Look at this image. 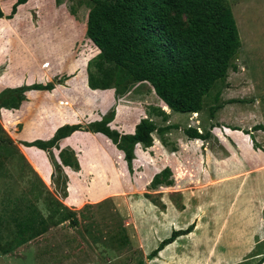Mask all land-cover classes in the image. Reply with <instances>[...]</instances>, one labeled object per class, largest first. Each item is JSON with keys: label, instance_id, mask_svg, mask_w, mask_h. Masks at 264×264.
<instances>
[{"label": "rangeland", "instance_id": "obj_1", "mask_svg": "<svg viewBox=\"0 0 264 264\" xmlns=\"http://www.w3.org/2000/svg\"><path fill=\"white\" fill-rule=\"evenodd\" d=\"M227 2L241 42L233 60L237 70L229 69L226 80L215 84L198 113L173 112L148 83L131 84L129 91L113 103V120L131 126L147 116V106H161L170 113L169 122L178 126L164 135L168 146L161 144L158 134L153 135L152 147L136 145L133 169L129 172L121 150L112 143L114 148L109 138L75 133L69 142L79 148L80 173L71 172L69 166L56 158L62 164V173L69 178L67 201L77 203L79 197L98 198L105 193L106 198L86 204L84 217L79 215L81 209L67 206L76 210L77 224L72 219L50 224L43 233L19 246L13 240L15 229L4 214L5 203L24 197L47 215L51 208L49 201L53 198L62 201L64 197L55 181L56 175L43 180L22 157L19 145L13 139L7 140L16 118L10 111L0 110L4 130L0 131V264H136L141 260L144 264L232 263L224 262L235 253L227 240L230 234L223 238L219 250L220 233L225 228V234L234 229L256 228L258 216L252 214L250 200L256 197L261 201L260 195L264 193V172L257 170L263 165L264 152L253 148L250 135L242 131L264 124V0ZM90 3V0H60L58 4L65 5L69 13L72 7L75 15L70 14L83 23ZM63 18L69 20L65 12ZM3 27L1 23L0 30ZM67 49L66 53L63 48L67 56L56 66L63 71L50 81L60 80L54 85L60 84L58 89L63 96L54 100L48 95L51 105L42 108V117L53 120L52 128L70 122L86 127L100 120L90 121L96 114L102 117L108 112L110 107L102 114L100 109L107 107L114 96L113 88L92 89L86 82L87 61L98 52L86 35L80 33L75 44ZM2 50L0 47V53ZM44 64L40 80H49L52 76L49 64L54 63L49 59ZM154 120L158 125L165 124L159 118ZM188 126L199 132L209 131V135L206 139H190L183 131ZM251 133L264 148V131L251 130ZM32 147L36 146L25 149V154L47 177V161ZM30 165L49 194L38 186ZM165 167L170 168L174 184L152 188L149 183L153 175ZM39 190L41 194L37 197ZM263 206L259 214L264 217ZM191 224L189 233L178 236L156 257L147 259V254L173 229H186ZM217 230L219 235L215 233ZM252 253L255 255L257 250Z\"/></svg>", "mask_w": 264, "mask_h": 264}, {"label": "trees", "instance_id": "obj_2", "mask_svg": "<svg viewBox=\"0 0 264 264\" xmlns=\"http://www.w3.org/2000/svg\"><path fill=\"white\" fill-rule=\"evenodd\" d=\"M27 0H16L9 14L0 17L12 18L17 6ZM85 25L86 37L92 42L98 53L87 61V84L92 89H114V98L118 100L129 91L131 84L148 83L154 94L173 112L198 113L203 107V99L218 81L228 77L229 69L237 70L233 60L237 57L241 42L235 18L227 0H90ZM57 3L60 0H56ZM70 13L75 10L70 7ZM54 82L45 85L35 84L34 89H52ZM25 99L22 92H12L0 98V107L18 108ZM115 108L111 106L100 120L82 124H64L57 128L48 140L37 139L21 142L24 146H36L46 152L53 165L56 183L62 197L67 196V176L62 173L53 149H59L58 142L76 130L102 133L123 153L126 167L132 171L135 158V146L148 148L153 145L154 134H158L163 146H168L164 135L176 124L169 122L170 113L158 105L146 108V117H142L132 133H120L110 127ZM155 118L165 122L158 125ZM241 130L240 128H232ZM251 130L264 131V124H255L249 134L253 148L261 149ZM0 131H4L0 124ZM190 139H206L209 131L199 132L196 127L183 129ZM7 140L12 142L9 136ZM14 142V141H13ZM171 151H174L173 149ZM21 153V152H20ZM22 157L30 164L25 156ZM58 157L63 165L72 170L80 169L73 149H59ZM34 173L35 170L29 166ZM39 187L45 188L41 178L35 174ZM174 178L169 167L156 172L149 185L152 188L172 186ZM42 191V189H40ZM35 195L40 196L41 191ZM49 194V191H45ZM50 213L44 215L33 201L24 197L8 200L4 206L7 221L15 229L13 238L19 246L43 233L48 225L72 219L78 223L76 210L69 209L62 201L52 199ZM82 207L79 215L84 217ZM193 224L186 229H173L171 234L157 244L147 254L152 259L178 236L191 231ZM264 261V252L255 264ZM136 264H144L139 261Z\"/></svg>", "mask_w": 264, "mask_h": 264}, {"label": "crops", "instance_id": "obj_3", "mask_svg": "<svg viewBox=\"0 0 264 264\" xmlns=\"http://www.w3.org/2000/svg\"><path fill=\"white\" fill-rule=\"evenodd\" d=\"M15 2L16 0H0V9L4 15L10 13L12 5ZM63 12L66 13V15L69 17V20H64ZM1 23L4 25V27L2 30H0V47L3 49L0 53V98L17 91L22 92L26 99L21 102L19 108L15 109L0 107V110L10 111L16 118L13 125L10 126L11 131L8 132L10 137L14 140V142H16V144L19 145L22 154L39 173V175H41L42 179H50L52 167L50 166V161L47 159L48 157L46 158L45 156L46 152L42 149L32 147L40 151L47 161L49 175L44 177L25 154V149L29 148L30 146H24L21 142H31L35 139L48 140L54 135L57 128L63 125L61 124L55 128H52L53 120L42 117V108H49L51 105L50 97L48 95H52V99L55 100L61 98L63 93L60 89H58V85L60 84H55L52 89L46 90L32 89L31 87L35 84L45 85L63 71L62 68L61 70H58L56 67L57 63H60L61 60L67 56V48L72 44H75L80 36V33L82 35H86V25L85 22L81 23L77 21L75 17L67 11L66 6L63 4H58L56 0H27L26 2L17 6L16 12L12 18L0 17V24ZM63 48H65L66 53L64 52ZM49 59H51V62L54 63L53 66L49 64L51 67L50 71L52 72V76L49 80H40V73L42 72V69H44L43 64ZM65 71L69 73L67 68ZM111 96L112 94L110 97ZM113 103L115 104L114 96L111 98V101L107 107H102L100 109V113L102 114V111H105L111 107ZM91 116H93V114ZM96 119H101L99 113L96 114V116H93L90 121ZM135 124L131 126H125L124 124H117L116 120L114 119L110 122V127L117 129L120 133H132L134 131ZM75 133H85L89 135L98 134L103 136L105 139H108L102 133H91L84 130H76L69 136L61 139L58 142L59 149L63 147H70L73 149L77 155L76 157L78 162L81 155L79 148L74 147L69 142V139H71ZM108 141L112 145L110 139H108ZM113 147L115 148V146ZM59 149H53L54 156L58 161ZM262 154L264 155V153ZM262 164V167L257 168V170H259L258 173L264 172V160ZM70 171L74 173H80L81 166L79 171H73L72 169ZM68 182L69 178L67 185ZM262 195L263 198H261V201H259V199L256 197L250 200L251 205L253 206L252 214L255 213L258 216V226L256 228L255 226L250 227L248 228V231H244L243 228H240L239 230L234 229L229 231L227 234H225L226 228L221 233L219 230L215 232L217 235H219V233L222 234L220 240L218 238L217 249L220 250V247H223L222 240L225 236H228V234H230V236L227 237V240L235 248V253L227 257L225 261L223 260L224 262L229 260V262H232L233 264H247L249 261H251L250 264H255L263 254L264 217L262 216V213L259 214V210L264 205V193H262L260 196ZM101 197L106 198V193L102 196H99L98 198H90L87 196L79 197V202L69 203L67 201V194L62 202L68 207L81 209L86 204L96 203ZM258 204H260L259 207ZM256 250L257 253L254 255L252 252ZM256 258V261H252ZM260 264H264V261Z\"/></svg>", "mask_w": 264, "mask_h": 264}]
</instances>
